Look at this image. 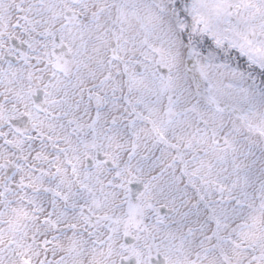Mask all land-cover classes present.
Here are the masks:
<instances>
[{
    "label": "snow or ice",
    "instance_id": "snow-or-ice-1",
    "mask_svg": "<svg viewBox=\"0 0 264 264\" xmlns=\"http://www.w3.org/2000/svg\"><path fill=\"white\" fill-rule=\"evenodd\" d=\"M0 264H264V0H0Z\"/></svg>",
    "mask_w": 264,
    "mask_h": 264
}]
</instances>
